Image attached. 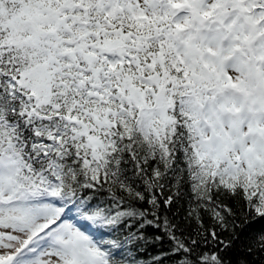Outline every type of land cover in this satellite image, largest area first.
<instances>
[{
  "label": "snow or ice",
  "instance_id": "1",
  "mask_svg": "<svg viewBox=\"0 0 264 264\" xmlns=\"http://www.w3.org/2000/svg\"><path fill=\"white\" fill-rule=\"evenodd\" d=\"M253 219L264 0H0V264H264Z\"/></svg>",
  "mask_w": 264,
  "mask_h": 264
},
{
  "label": "trees",
  "instance_id": "2",
  "mask_svg": "<svg viewBox=\"0 0 264 264\" xmlns=\"http://www.w3.org/2000/svg\"><path fill=\"white\" fill-rule=\"evenodd\" d=\"M177 210H181V206L177 205ZM251 224L250 231L252 232H258L261 230H264V220H259V219H253L249 222ZM154 255L152 251H149L147 253V259H151V257Z\"/></svg>",
  "mask_w": 264,
  "mask_h": 264
}]
</instances>
